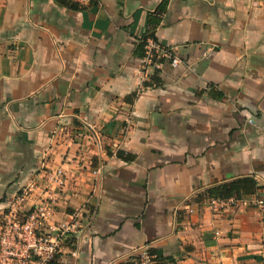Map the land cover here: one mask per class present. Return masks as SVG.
Returning a JSON list of instances; mask_svg holds the SVG:
<instances>
[{
	"label": "crops",
	"instance_id": "obj_1",
	"mask_svg": "<svg viewBox=\"0 0 264 264\" xmlns=\"http://www.w3.org/2000/svg\"><path fill=\"white\" fill-rule=\"evenodd\" d=\"M69 4L0 0V219L24 191L81 215L57 264H264V0ZM150 35L181 64L146 88ZM242 178L263 190L213 212Z\"/></svg>",
	"mask_w": 264,
	"mask_h": 264
},
{
	"label": "built area",
	"instance_id": "obj_2",
	"mask_svg": "<svg viewBox=\"0 0 264 264\" xmlns=\"http://www.w3.org/2000/svg\"><path fill=\"white\" fill-rule=\"evenodd\" d=\"M75 5L84 7L98 0H69ZM146 57L143 60L141 80L143 83L151 80L149 71L158 68V61L166 60L177 68L181 60L161 43L148 40ZM97 146L103 150V144L96 136ZM103 169V166L100 167ZM31 200L30 192L24 194L0 219V264H51L57 256L71 245L77 243L79 230L82 228L81 215L73 214L71 221L51 222L53 216L49 203L39 202L27 208ZM231 204L238 201L231 199ZM264 206V201L257 202ZM226 201L211 200L209 207L213 212H220ZM138 264H157V256L144 250L138 255Z\"/></svg>",
	"mask_w": 264,
	"mask_h": 264
},
{
	"label": "trees",
	"instance_id": "obj_3",
	"mask_svg": "<svg viewBox=\"0 0 264 264\" xmlns=\"http://www.w3.org/2000/svg\"><path fill=\"white\" fill-rule=\"evenodd\" d=\"M71 8H78V5H71L69 4ZM165 12V6L162 5L160 9L156 12V18L151 20V26L155 29L161 22V16ZM160 17V18H159ZM149 38L156 39L154 35H150L143 39V41L140 43V45L137 47L135 54L137 57L141 58L142 60L146 57V44ZM162 62V60H160ZM157 73L155 71L154 75L151 76V81L148 83H144V87L149 88L153 85L158 86L160 84V81L157 78ZM118 156L123 157L124 154L122 152H118ZM263 187L259 185V183L254 178H242L238 180H234L232 182L212 187L205 191L202 196L206 200H222V201H229L231 199H234L236 201L244 200V198L256 195L258 192L262 191ZM150 254L157 256V264H162L166 261H169V258H164L160 252L153 251L150 252ZM60 256V255H59ZM59 256L56 257V259L51 264H57ZM171 261V260H170Z\"/></svg>",
	"mask_w": 264,
	"mask_h": 264
},
{
	"label": "rangeland",
	"instance_id": "obj_4",
	"mask_svg": "<svg viewBox=\"0 0 264 264\" xmlns=\"http://www.w3.org/2000/svg\"><path fill=\"white\" fill-rule=\"evenodd\" d=\"M63 222H66V221H63Z\"/></svg>",
	"mask_w": 264,
	"mask_h": 264
}]
</instances>
